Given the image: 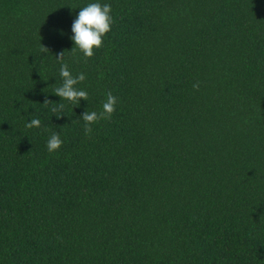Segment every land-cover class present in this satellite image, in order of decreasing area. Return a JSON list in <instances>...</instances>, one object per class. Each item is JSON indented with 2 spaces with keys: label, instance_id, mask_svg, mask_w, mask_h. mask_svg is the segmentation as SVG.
<instances>
[{
  "label": "trees",
  "instance_id": "1",
  "mask_svg": "<svg viewBox=\"0 0 264 264\" xmlns=\"http://www.w3.org/2000/svg\"><path fill=\"white\" fill-rule=\"evenodd\" d=\"M94 2L114 22L85 58ZM0 264H264V0H0Z\"/></svg>",
  "mask_w": 264,
  "mask_h": 264
},
{
  "label": "clouds",
  "instance_id": "2",
  "mask_svg": "<svg viewBox=\"0 0 264 264\" xmlns=\"http://www.w3.org/2000/svg\"><path fill=\"white\" fill-rule=\"evenodd\" d=\"M112 8L110 4H101L99 2L89 3L87 6L80 8V11L76 19L72 23V33L74 34L71 39L75 43V47L71 50L75 52L78 48L84 55L85 58H91L94 55V49L103 46L104 36L111 31L113 24V17L111 15ZM41 52H48V48L41 46ZM65 52L57 54L56 59L61 62L59 75L62 78V84L54 89V94L59 96L61 100H67L73 105H79L81 100L88 101V93L85 90H81L76 86L83 82L86 77L85 74L80 73L73 76L69 70L67 63H63ZM193 88L199 90V82L193 84ZM107 99L102 105V111H85L82 114L81 119L84 123V132L88 136L92 132L91 125L102 120L111 119L112 114L116 110L118 98L108 92ZM43 105L45 107L51 106V111L55 114L62 112L65 105L63 103H54L48 99H45ZM61 117L62 115H56ZM41 122L39 119H31L26 124L27 128H39ZM48 131V129H45ZM63 144L60 134L53 132L47 141V150L51 152L57 151Z\"/></svg>",
  "mask_w": 264,
  "mask_h": 264
}]
</instances>
